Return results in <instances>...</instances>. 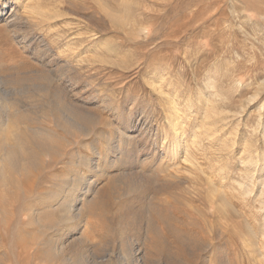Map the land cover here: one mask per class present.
<instances>
[{"label": "rangeland", "instance_id": "1", "mask_svg": "<svg viewBox=\"0 0 264 264\" xmlns=\"http://www.w3.org/2000/svg\"><path fill=\"white\" fill-rule=\"evenodd\" d=\"M6 1L2 0L1 3ZM17 6H10L6 16H9V13L12 15L13 11L15 15L3 17L4 19L0 17V92L18 90L21 94H29L33 87L31 83L47 72L49 76L53 75L50 77L83 78L90 65L94 82L102 93L109 91L122 99L125 94L137 97L135 108L152 115V127L167 131L168 136L174 134L171 122L167 121L165 114V110L171 107L169 102L176 100L183 108L185 99L189 96L195 103L194 113L186 126L196 124L204 152L202 156L199 155V160L205 174L199 170H195L193 174L212 179L218 188L229 192V189L236 186L235 179L244 180L243 175H240L239 170L242 167L239 162L240 157L247 159L249 150L252 158L257 157L251 185L255 196L259 189L257 181L264 177V171H259L261 168L264 170L262 131L256 128L251 146L245 144L243 137L258 120L264 124V110L260 116L257 113V107L261 102L264 103V0H39L35 11L29 9L30 7L17 9ZM55 14L59 16L56 17ZM38 35L44 39V42H41L45 44L44 47L34 39ZM154 72L165 78L163 83L166 84V93L163 95L154 90V83L146 81L150 78L155 80ZM208 79L213 80L218 95L214 101L203 107L205 98L200 103L196 102V98L199 97L198 92L209 94L206 87ZM171 91L174 94L169 98L167 94H171ZM89 93L91 90L87 94ZM87 94L70 99L79 105V100H85ZM254 96L255 99L250 101ZM86 103L91 106L89 101ZM150 108L151 110H148ZM131 111L133 112L132 109ZM130 112L128 109L124 110L123 124H128ZM103 116L102 123L96 125L93 130L106 128L112 133L115 121H112V125H105L109 117L107 113ZM149 125L139 132L138 128L128 131L133 135L130 142H136L139 147L143 144V150L136 155L138 157L149 150L151 140L156 138V129H151ZM34 126L56 131L62 155L53 159L45 158L43 166L34 171L36 187L30 195L20 192L17 197L3 203L4 210H0V264H55L42 257L56 238L39 234L35 223L25 222L27 217L24 212L31 204L40 210L51 204L52 193L72 169H75L76 164L73 163L71 153L87 151L83 142L90 139L79 132L56 127L51 115L35 117ZM214 127L217 132L210 141L211 137H206L205 130ZM232 139H235L233 143ZM224 143L229 146L223 147ZM136 156L133 154L127 160L124 172L127 176L133 174L135 166L130 159ZM217 160L219 162H216ZM219 164L227 168L224 177L216 170ZM120 171L121 169L114 168L110 174H118ZM106 181L107 179L102 180L96 187L99 188ZM204 186L208 188V185ZM140 193L141 190H138L133 196L137 198ZM80 195L83 196L82 193ZM253 196L248 197V200ZM232 200L234 201V198ZM239 201L235 199L234 202L239 205L246 203L245 200ZM121 202L110 205L103 215H99L101 217L98 216L95 220L91 218L92 225L86 233L87 242L90 251L98 259L109 250L117 254L130 243L140 245L139 240L138 243L126 237L116 238L111 233L119 228L131 230L138 227L130 223L127 225L125 221L118 223L117 214L126 210ZM174 202L178 207H184L180 202ZM96 208L95 210H98ZM243 211L246 215H253L250 225L256 238L239 224L228 236L225 234L216 237L217 239L213 237V241L209 235L205 243L207 245L209 242L212 250L209 251V248L197 256L194 253L195 259L197 258L195 264H223L224 261L225 264H264V255L258 250L262 249L264 242L259 205L254 201ZM220 221L226 222L223 218ZM169 223L172 233L166 242L173 251L178 248L183 250L188 241H202L197 234L198 229L204 225V220L200 217L194 215L186 221L173 219ZM218 226L216 220H213L211 227L207 226V229L204 227L202 230L210 229V233L214 234ZM144 246L147 247L146 244ZM186 251L185 256L181 255L180 259L187 264H194L195 259H189L191 257ZM189 252L191 251L188 250ZM161 257L151 256L153 262L149 264H167L165 259L158 260Z\"/></svg>", "mask_w": 264, "mask_h": 264}, {"label": "bare ground", "instance_id": "2", "mask_svg": "<svg viewBox=\"0 0 264 264\" xmlns=\"http://www.w3.org/2000/svg\"><path fill=\"white\" fill-rule=\"evenodd\" d=\"M1 1L0 17L7 18L11 15L9 13V16H6L13 4L18 5L17 9L19 7H30L29 9L35 11L39 0H15L14 2L13 0H7L4 4ZM5 9L7 10L5 11ZM55 16L58 17L59 14H55ZM7 23L9 22L7 21ZM31 38L33 39V37ZM34 39L40 43L44 42V39L39 35ZM41 44L43 47L45 46L44 43ZM38 46L40 47V45ZM69 64L71 63L69 62ZM154 73L156 75L155 80L150 78L146 81L154 83V90L159 95H163L166 93L164 89L166 84L163 83L165 78L157 72ZM50 76L47 72L45 75L37 77L31 83L33 87L29 90L31 91L29 94H21L18 90L13 89V91L0 92V210H4L2 209L3 203L17 197L20 192L24 195H30L34 191L36 180L33 173L43 166L45 158L53 159L62 155L61 147L56 139V131L47 127L34 126L35 117L51 115L53 125L56 127L79 132L90 138L89 141L83 142L84 149L87 151L71 153L73 163L77 167L75 166V169H72L71 173L61 181L52 193L51 204L46 205L42 210L33 207V204L28 205L25 209L26 223H35L38 226L39 234L56 238L54 244L49 247L46 255L42 258H48L51 263L55 262V264H149V262H153L151 256L161 255V259L158 260L165 259L167 264H187L180 259L181 255L185 256L186 249V253L191 257L189 259L192 260L200 252L209 248V251L212 250L209 242L207 245L205 243L206 239H209V235L212 240L225 234H227L225 236H228L237 224L244 226L247 231L253 234V228L250 225V218L253 219V215H246L243 209L250 207L254 201L257 202L259 211H261L262 223L260 226L264 235V177L257 181L259 189L253 196L254 188L251 185L252 178L255 175L257 157L252 158L249 150H247V159L240 157L239 162L242 167L239 170L240 175H243L244 180L235 179L236 186L229 189V192L218 188L212 179H204L200 175L193 174L195 170L205 174L199 160V155L202 156L204 152L203 144L200 143L196 131V124L191 127L190 125L186 126L187 121L194 113L193 104L195 101L189 96L185 99L183 108L179 106V102L176 100L169 102L171 107L165 110V114L167 121L171 122L172 133L174 134L168 136L167 131H159L157 127H152L154 121L152 115L135 108L134 102L137 97H133L132 94V96L125 94L122 99L120 96L115 97L116 94L109 91L102 93L94 82L90 65L87 67L86 75L83 78ZM0 77L2 78V76ZM206 87L209 94L205 95L203 92H198L199 97L196 98V102L199 103L205 98L202 103L203 107H206L212 100L214 101V98L218 95L213 80L208 79ZM90 90L91 93L87 94ZM86 94L85 100H79V105L73 103L70 99L74 98L73 96L79 97V95ZM173 94L172 92L167 95L170 98ZM254 99L255 96L250 98V101ZM88 101L91 106L87 105L86 102ZM125 109H128L129 112L131 109L133 110V112H130L128 124H123ZM148 110H151V108ZM263 110L264 103L261 102L260 106L257 107L259 116ZM104 113H107L109 117V120L105 121V125H112V121H115V124L112 125V133L107 131L106 128H99L98 131L93 130L96 125L101 124L104 120ZM148 124H150L151 129H156V132H154L156 138H152L149 150L138 157L136 155L143 150V142L141 143L142 146L140 145L141 147L137 146L136 142H130L133 135H130L128 131L138 128L139 132ZM256 128H260L259 131H262L261 136L264 141V124L258 120L253 128L248 130V134L243 137L246 145H252ZM205 132L206 137L209 139L211 137L210 141H212L217 128L206 129ZM233 141L235 139H232L231 142L233 143ZM232 143L230 145H233ZM228 146V143L223 145V147ZM133 154L137 158L130 159L135 168L131 169L133 172L129 171L130 169L128 170L133 173L129 177L124 172L127 168V160ZM219 157L221 158L220 155ZM129 166H131V163ZM114 168L121 169L120 173L111 175L110 172ZM216 170L218 173H222L224 177L227 168L219 164ZM259 171L264 170L261 168ZM104 179H107V181L97 188L96 185ZM204 184L208 185V188ZM138 190H141V193L136 198L133 194L136 191L138 193ZM81 193L83 194L82 197ZM251 196L253 197L248 200V197ZM232 198H234V201L235 199L245 200L246 203L244 205L240 203L239 205ZM120 201H122L121 203L126 207V210L117 214L116 217L119 221L117 222L122 224L125 221L127 225L130 223V225L135 224L138 227L131 230L119 228L116 232L112 230L110 232L112 231L111 233L118 238L126 237L137 242L139 240V242L141 241L140 245L130 243L129 246L121 248L119 252L117 251V254L109 250L101 256V259H98L90 251L89 242H87L86 233L91 228V218L95 220L101 217L99 215H103L110 205ZM174 201L180 202L184 207H178ZM237 204L239 207H237ZM95 208L98 210H95ZM194 215L204 220L203 227L201 226L197 231L202 241L193 243L188 241L183 250L178 248L177 251H173L166 242L172 233V230L169 229V222L173 219L186 221L192 219ZM221 218L225 219L226 222L222 223ZM213 220H216L219 224L214 234L210 233V229L207 231L202 230L204 227H211ZM16 222L18 223V221ZM117 222L116 225H118ZM254 237L256 238V235ZM145 244L147 247L144 246ZM247 248L250 249L248 246ZM188 250L191 252L188 253ZM258 250H261L260 254L264 255V242L262 243V249ZM194 253L196 256H194ZM203 258L205 257L203 256ZM196 260L197 258L193 261L194 264ZM224 262L223 264L226 263Z\"/></svg>", "mask_w": 264, "mask_h": 264}]
</instances>
